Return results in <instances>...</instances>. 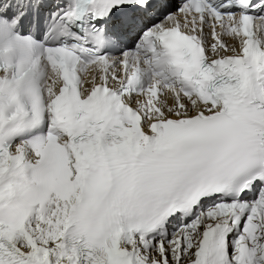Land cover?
<instances>
[{"label": "snow or ice", "instance_id": "6c2138e0", "mask_svg": "<svg viewBox=\"0 0 264 264\" xmlns=\"http://www.w3.org/2000/svg\"><path fill=\"white\" fill-rule=\"evenodd\" d=\"M0 264H264V0H0Z\"/></svg>", "mask_w": 264, "mask_h": 264}]
</instances>
